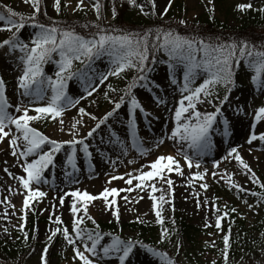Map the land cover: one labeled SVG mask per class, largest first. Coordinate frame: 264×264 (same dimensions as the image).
<instances>
[{"label":"snow or ice","instance_id":"obj_1","mask_svg":"<svg viewBox=\"0 0 264 264\" xmlns=\"http://www.w3.org/2000/svg\"><path fill=\"white\" fill-rule=\"evenodd\" d=\"M129 5L139 7L144 13V5H137L136 0H127ZM155 6V0H150ZM23 3L30 5L31 13L25 15L15 11L12 7L0 4V32L7 31L10 36L0 41V48H6L7 53L17 60L16 67L19 68V75L16 76V93L20 97L18 102L13 105L9 102L7 95V84L2 75H0V142L8 138V145L11 156L16 158V164L22 169L20 175H13L7 167L3 172L11 178L16 179L24 190L23 207L21 211L27 216V210L34 211L32 202L37 201L47 195L46 192L34 188L33 185L48 183L44 177L45 170L50 167H56V156L62 150L66 151V159L61 162V168L64 175L69 178V182H78L73 174L79 171L77 162V152L80 151L83 157L91 161L92 152L90 151L89 141L94 138V134L104 126L109 132L108 143L118 147L122 156H127L129 149L135 150L140 156H146L150 147L145 146V141L139 135L138 114L143 120L150 122L152 113L147 110L138 98L134 90L146 89L155 91L156 95L151 99L156 105L167 106V101L159 95L158 89L161 87L155 83L151 74L156 71V65L164 61L157 60L156 53L163 52L167 56V67L165 69L170 83L176 86L180 93V98L173 105L172 120L173 127L170 129V135L167 139L180 144L178 153L183 156L184 164L188 169L195 167L197 171L190 173L192 179L203 181L208 175V170L201 168L200 159L211 154L215 147L214 135H220L222 141L231 137L233 125L227 115H225V104L231 109L234 115H241L244 112L246 101H240L239 97L230 100L231 93L237 87V71L241 60L247 67L254 72L250 76V83L258 91H264V51H253L247 42H211L195 36L181 35L171 29H156L153 31H131L123 28H116L109 25L102 27L99 23L91 26L84 25L85 28L92 27L94 32L89 35H81L71 27H61L57 21L52 20L46 24L39 17L47 15L46 11L41 9L42 0H23ZM209 6L214 11L212 0H207ZM171 0H168L170 6ZM54 9L57 13L61 10V0H54ZM67 7V3L64 5ZM84 7V0H77L75 10ZM96 12L97 20H101L100 3L97 0L92 5ZM241 11L251 9V3L237 5ZM264 12V7L259 9ZM167 7L162 14H166ZM147 14V13H145ZM117 13L115 7L112 9V18L115 19ZM51 20V18H49ZM211 19V17H210ZM180 24L186 25L185 20H180ZM31 27L33 32L27 37H21L19 34L25 27ZM19 53V56H16ZM54 56L58 59H54ZM107 57L109 64L105 71H97L94 66L97 60ZM79 62L81 68L73 70V63ZM48 63L55 65L53 75H48L44 71V66ZM129 72L133 75L123 88L113 87L111 83L105 85L109 77L123 79ZM75 79L81 85L82 91L77 95H70L68 92V82ZM201 82L196 84V80ZM105 85L109 92L119 93L118 96H109L104 92V99L111 105V108L105 111L100 117L87 112L86 108L81 106L77 108V113L81 117H88L96 123L87 129L84 135H81V128L85 127L82 119H75L70 123L67 134L68 140H57L40 132L32 126L33 121L52 119L57 122L58 129L65 131L64 120L65 112L71 108H76L80 101L87 97H92L98 92V88ZM222 87L224 94L221 96L217 88ZM50 93V95H49ZM94 102V101H93ZM198 105H210L212 111L201 110ZM122 106L124 119H121ZM11 110V111H10ZM34 113V114H30ZM159 119V117H155ZM254 120L256 122L264 121V106L254 110ZM110 121L118 122L124 126L125 138L111 128ZM7 129V130H6ZM14 129V131H13ZM165 141L161 136L155 140L154 146L159 148ZM259 141L264 144V132L259 134L255 131V124L250 126V131L246 138V143L252 144ZM103 142V137L101 138ZM67 146V148H65ZM191 150L181 151L184 147ZM47 148V150H45ZM31 158V159H30ZM236 160L244 174L253 183L264 189V182H261L250 165L240 155L237 147H230L227 150L225 159ZM115 167L116 161H111ZM129 164L135 163V160H129ZM7 164V161H5ZM94 170V165H90ZM218 167V165H213ZM70 169V170H69ZM147 169V170H145ZM175 171L177 175L183 176L184 172L181 162L173 155H158L150 164L142 165L132 171L125 172L122 175L110 176L108 183L112 180L120 179L128 187L117 189L104 188L101 193L93 195L79 189L64 193L58 197L59 204H64L65 195L70 196V213L73 217L72 231L68 227H56L46 236L47 244L42 249L40 262L48 264L47 253L53 238L60 233L67 245L73 249V259H78L80 264H104L106 260H113L114 264H142L137 260L139 252L158 260L159 264H176L166 252L159 251L157 248L145 244L143 241L133 238H122L119 234L112 232L103 233L96 220L89 214L88 205L90 202L101 199L106 208H113V216L116 224L120 223V212L116 205L115 197L119 192H133L135 190L144 191L150 188L152 192L165 191L157 189L155 180L158 178L162 184L167 185V191H172L173 180L167 173ZM135 173V174H134ZM231 187L240 192H249V189L239 184L231 182ZM212 177H217L216 171L211 172ZM126 177V178H125ZM220 179L224 176L220 175ZM136 182L135 184L133 182ZM199 187L206 190L207 183H200ZM10 192L11 188L8 189ZM252 196L258 197L264 201V192H250ZM112 200H109V197ZM199 194H197V207L200 206ZM141 199L143 197H140ZM121 199L126 202L128 196ZM153 201L157 198L151 197ZM164 201V196L159 198ZM0 203H7L8 206L15 208L5 197ZM207 203V200H205ZM247 204V201H245ZM250 209L253 205H247ZM55 207V205H53ZM157 208L155 216L157 222L163 224L162 212ZM236 212L235 208L231 209ZM225 216L228 213H224ZM7 212H5V218ZM51 219V217H50ZM85 220L91 221L95 226L92 229L87 228ZM137 222H143L140 217H136ZM55 223L61 225L63 221L56 216ZM174 223V221H173ZM207 226V225H206ZM215 226L220 227V218L215 221ZM23 233L25 242L29 239V233L24 230L23 224L19 229ZM231 229H229L230 233ZM8 233V229L4 228ZM10 235V233H9ZM105 236L109 238L108 242L102 243ZM165 239H170L168 229H163L159 243ZM224 260L227 264V253L230 246V235L223 236ZM177 242V251L180 248ZM147 264H151L148 261Z\"/></svg>","mask_w":264,"mask_h":264},{"label":"rangeland","instance_id":"obj_2","mask_svg":"<svg viewBox=\"0 0 264 264\" xmlns=\"http://www.w3.org/2000/svg\"><path fill=\"white\" fill-rule=\"evenodd\" d=\"M96 2L97 0H84V7L74 11L77 0H61V10L57 13L53 6L54 0H42V13L43 11L47 12V15L42 14V17L47 21H57L61 27L74 28L76 32L86 36L94 32L95 29L92 27L85 28L84 25L91 26L96 23H99L102 27L111 25L112 27L136 32L148 31L149 29L155 31L160 28L164 30L171 29L181 35L195 36L211 42L230 43L233 42L232 40L236 42L247 40L244 42H247L253 51H264V12L259 11L260 8L264 7V0H212L214 11L208 5L207 0H171L170 6H168V0H155L154 8L150 0H136L137 5H144V13L140 11L139 7L129 5L127 0H99L102 17L99 21L96 18L95 9L92 7ZM66 3L67 7L64 6ZM247 3H251V9L241 11L237 8V5ZM0 4L12 7L15 11L25 15L31 13L30 5L23 3V0H0ZM113 7H115L117 13L115 19L112 18ZM165 7H167V12L162 14ZM180 20H185L187 22L186 25L180 24ZM211 22L212 24L217 23L219 27H208ZM2 26L3 22H0V27ZM248 28L252 29V32H248L249 30L246 32L245 29ZM32 32L33 29L26 26L19 35L27 37ZM10 35L11 33L7 31L0 32V41ZM16 56L18 57L19 53H16ZM156 57L157 60L164 62L156 65V71L151 74V77L155 83L161 86L158 92L167 101V106H164L165 109H173V105L180 98V93L176 86L172 85L167 78L165 71L167 56L161 51L156 53ZM54 59H58V57L54 56ZM108 64V58L104 57L97 60L94 66L97 71H105ZM16 65V58L9 55L6 48H0V75L6 81L9 102L13 105L20 99L16 93V76L19 75L20 70ZM54 67V64L48 63L44 66V71L48 75H53ZM81 67L82 65L79 62L73 63V70ZM254 74L241 60L236 75L237 87L231 93L230 100L239 97L240 101H246L244 112L239 116L234 115L228 105L225 104V115L229 117L233 125L232 135L223 141L220 135H214L215 147L211 154L199 158L201 164L199 170H208V175L205 176L203 181L192 179L191 184L187 182L190 179L189 174L194 173L197 169L195 167L188 169L185 166L183 156L177 151L181 147L180 144L167 139L163 130H161L163 131L162 135H155L156 131H148L157 120L155 119L156 114L162 110L159 108H161L160 106L163 107V105H156L151 99L152 96L156 95V92L146 89L134 91L145 108L152 113L150 127L149 122L143 120L138 114V119H140L138 125L142 124L141 121L144 124L147 122L148 125L144 131L140 132L139 128V135L144 139L145 146L150 147L151 151L146 156H140L135 150L129 149L128 155L122 156L120 149L114 147L110 153L108 150L102 155L100 159L102 162L99 166L94 164V161L97 160L91 158V161H89L83 157L82 152L78 151L77 162L79 171L73 174V176L78 174L76 179L78 182H68L74 183V186L70 187L61 185V183L66 184V181L62 180L65 175L64 170L61 168V162L66 159L67 154L66 151L62 150L56 156V167H50L44 172V177L48 183L33 185L34 188L46 192L47 195L41 198L39 202H32L34 211L26 209L27 216L24 220L21 219L24 215L21 211L24 190L19 185V182L9 177L7 173L3 172V169L7 167L14 176L23 173L15 162L16 158L11 156L8 138H5L3 142H0V200H4L7 197L11 204L15 205V208L8 206L7 203H0V243L11 245L20 240L25 241L23 233L19 230L22 224L24 230L30 233L29 239L25 243L26 248L23 251L9 254L2 249L1 246L3 245H0V264H41V252L45 244L48 243L46 236L50 235L51 231L58 226L61 228L67 226L69 231H72L73 217L70 213V206L61 208L65 206L60 207L58 200V197L67 192L68 189L74 188V190H86L93 195L95 193L99 194L104 188H112L118 185V179L112 180L111 183L107 182L110 176L122 175L142 165H148L150 158H156L163 153L173 155L179 160L184 172L183 176L177 175L175 171L167 173L168 177L173 180L171 192L166 190L167 185L162 184L158 178L155 180L156 187H163L168 195V200L165 204L158 206L162 212L163 224L157 222L155 216L157 208L152 206L151 208L148 206L147 214L145 215H136L128 212L125 214L119 209L120 223L116 224L112 214L113 208L101 206L99 202L94 200L89 203L88 212L96 222L99 225L115 223L116 228L112 233L119 234L122 238L141 240L159 251L166 252L169 257L180 264H225L223 236L229 234L230 246L227 253V264H264V226H261L264 225V201L250 194L252 191L264 192V189H261L248 179L244 174L245 170L241 169L236 160L225 159L227 150L233 146L237 147L240 155L250 165L259 180L264 182V144L259 141H254L251 145L246 143L252 124H255L257 134L264 132V121L256 122L254 120V110L264 106V91H258L250 83V76ZM132 75L133 73L129 72L123 79L109 77L105 85L111 83L113 87L123 88ZM200 82L201 80L197 79L195 83L199 84ZM105 85L99 86L98 92L94 93L92 97L81 100L76 108H71L65 112L62 117L65 122V130L75 119L83 120L84 130L96 123V121H92L86 116H79L77 113L78 107H85L87 112L97 117H100L111 108V105L104 99L103 93L108 92L109 96L113 97L118 96L119 93L109 92ZM81 91L82 88L78 81L73 79L68 82L70 95H77ZM217 92L222 96L224 89L218 87ZM145 98L147 100L144 102ZM197 107L201 110H213L210 105H198ZM124 111L125 108L122 106L120 110L121 119H124ZM30 114L34 113L30 112ZM31 123L33 127L50 138L60 140L57 138L60 135H57L59 129L56 121L45 119ZM109 123L112 130L125 134L123 125L113 121ZM141 127L143 128L144 125ZM104 131L108 130L102 126L101 130L94 134V138L89 141L91 146ZM165 132H168V129ZM120 136L122 137L123 135ZM161 136L165 137V141L159 148H156L154 146L155 140ZM97 151L95 152L99 155L103 152L101 149ZM181 151H188L191 154V150H188L186 146ZM93 155L95 156V154ZM146 157H149V159H145ZM129 160H135V163L129 164ZM5 161H7V164H5ZM111 161H116L115 167H113ZM214 164L218 165V167L214 168ZM90 165H94L93 172L90 171L92 169ZM213 171L218 173L217 177L211 176ZM228 174H231V182L239 184L250 191L240 192L236 188L231 187ZM220 175H223L224 178L220 179ZM101 176L102 179L99 180ZM91 177L99 179L95 181ZM133 183L135 184L136 182L134 181ZM200 183H207L208 188L206 190L201 189L199 187ZM186 185L189 186V191H183ZM9 188L12 189L11 192L8 190ZM142 193L143 191L137 189L132 192V196L137 197ZM197 194H199V207H197ZM205 200H207V203H205ZM245 201H247V204ZM126 203L128 204L129 200ZM249 204L253 205L251 209L247 206ZM232 208H235L236 212H232ZM5 212H7L6 218ZM226 212L228 213L227 216L224 215ZM56 216H59L63 221L61 225L55 223ZM136 217H140L143 222H137ZM218 217L220 218L219 228L215 226V221ZM178 221H180L179 224ZM131 224H150L154 227L163 226L169 230L170 239H165L163 243H159L162 230L155 233H142L128 226ZM183 225L190 227L191 231L193 227L201 229L194 246L186 235L177 232L182 229ZM84 226L89 229L95 227L88 220H85ZM4 228L8 229V233L4 232ZM100 229L105 234L110 232H106L103 228ZM229 229H231L230 233ZM56 236H59L58 240L55 239ZM56 236L49 246L47 253L48 264H80L78 259H73V249L67 245L63 236L60 233H57ZM108 241L109 238L105 236V240L102 243ZM177 242L181 245L179 251H177L176 247ZM137 260L142 262V264H147L148 261H151V264H159L158 260H153L142 252L138 253ZM104 264H114V261L106 260Z\"/></svg>","mask_w":264,"mask_h":264},{"label":"bare ground","instance_id":"obj_3","mask_svg":"<svg viewBox=\"0 0 264 264\" xmlns=\"http://www.w3.org/2000/svg\"><path fill=\"white\" fill-rule=\"evenodd\" d=\"M147 99L145 98V100H143L144 102L146 101ZM161 108H159L161 111H159L157 114H156V117H159V119H157L151 126L150 129H148V131H156V134L155 135H162L163 134V131H164V136L166 134V136L170 135V129L173 127V120H172V109H165V107L163 106H160ZM164 109V111H163ZM229 112V110H227ZM170 118V120H169ZM168 119V120H166ZM138 122H140V119H138ZM142 124L138 125L139 128H140V132L141 131H144L146 129V127H148L147 125V122H145V124L141 121ZM144 127L142 128L141 126ZM67 129L68 127L66 128V130L64 132H61L59 131L57 133V135H60L59 137H57L58 139L60 140H68L70 139V136L67 134ZM168 129V132H165L166 130ZM163 130V131H161ZM87 130H84L83 128H81V135H84L85 132ZM100 131V130H99ZM118 134L120 135H123L121 138L124 139L125 138V134L120 132V131H116ZM99 136V135H98ZM103 137V142H101V138ZM108 138H109V132L108 131H104V133L100 134V136L98 137V140L97 142H95L90 150L93 154H95V156L92 154V159L93 160H97V161H94V164L95 165H100V163L102 161H100V159L102 158V155L105 154L108 150H109V153L111 150L114 149L115 146H112V145H108L109 143L107 142L108 141ZM53 139H56V138H53ZM118 148V147H117ZM98 149H101V151H103L100 155L97 154L95 151H97ZM106 149V150H105ZM99 152V151H97ZM108 153V155H109ZM165 154V153H163ZM99 156V157H98ZM108 157V156H107ZM145 159H149V157H146ZM155 158H150L149 160V164L150 162H152ZM147 163V164H148ZM90 171L93 172L92 169H90ZM90 173V172H89ZM78 174L74 175V178L75 180L78 178L77 176ZM103 176V175H102ZM102 176L100 177L99 180L102 179ZM92 179H94L95 181H98V179L94 178V177H91ZM62 180H64V182L66 181V184H63L61 183L62 186H74V183H68L69 182V179L66 178V177H63ZM93 180V181H94ZM99 183V182H97ZM60 185V186H61ZM128 187L126 184H124V182L120 179H118V185L115 187L117 189H121V188H126ZM163 188V187H162ZM157 189H161V187L157 188ZM164 189V188H163ZM74 190V188H70L68 189V191H72ZM67 191V192H68ZM183 191H189V186L186 185L184 190ZM65 192V193H67ZM98 193H95L94 195H97ZM163 195L164 196V201H161L159 198L160 196ZM123 196H128L129 197V203L127 204L125 200L121 199V197ZM155 196L157 199L155 201H153L151 199V197ZM140 197H143L142 199ZM71 197L70 196H67L65 195L64 197V204L62 206H65V207H60L61 208H67L68 206H70V202H71ZM113 198L110 196L109 197V200H112ZM115 200H116V205L114 207H118L119 209L122 210L123 213L126 214V212L128 213H133V214H136V215H145L147 214V209H148V206L149 208H151V206L153 207L154 204H156L157 206H161V205H164L165 202L168 200V195L165 191H156V192H152L150 188H146L143 193L141 195H138L137 197H133L132 196V192H119V194L115 197ZM97 202H99L102 205L105 206L102 198L101 199H97L96 200Z\"/></svg>","mask_w":264,"mask_h":264},{"label":"trees","instance_id":"obj_4","mask_svg":"<svg viewBox=\"0 0 264 264\" xmlns=\"http://www.w3.org/2000/svg\"><path fill=\"white\" fill-rule=\"evenodd\" d=\"M39 19L42 21V22H44V23H46V24H48V23H50L51 21H47V20H45L43 17H42V15L39 17ZM210 25L208 26V27H219L218 26V24L217 23H214V24H212V22L211 23H209ZM249 30V31H248ZM245 31L247 32H252V29H250V28H248V29H245ZM232 41H234V40H232ZM243 41H247V40H243ZM260 192H262V191H260ZM179 222L180 221H178V224H179ZM100 226V228H103L104 230H106V232H114V230H115V228H116V224L115 223H113V224H103V225H99ZM128 226H131L132 228H135V229H137L139 232L141 231L142 233H146V232H150V233H155V232H157V231H160V230H163V229H165L163 226H160V227H154V226H151L150 224H131V225H128ZM261 226H264V225H261ZM193 230L191 231V228L190 227H188L187 225L185 226V225H183L182 226V229L180 230V231H177L178 233H180V234H182V235H186L187 237H188V239H189V241L193 244V246L195 245V243H196V241H197V236H198V233H200V231H201V229H199V228H197V227H193L192 228ZM25 231H27V230H25ZM100 231L101 232H103L102 231V229H100ZM22 233V232H21ZM30 233V232H29ZM182 238V237H181ZM56 240H58L59 239V236H56V238H55ZM26 242L25 241H22V240H20V241H17L16 243H14V244H11V245H8V244H1L0 243V245H3V246H1L2 247V249L3 250H6V252L7 253H9V254H11V253H13V252H16V251H23V250H25V248H26V244H25ZM176 262V261H175ZM176 264H180L179 262H176Z\"/></svg>","mask_w":264,"mask_h":264}]
</instances>
